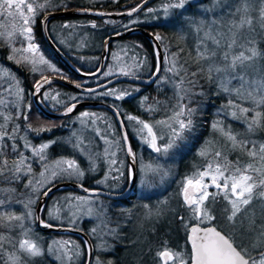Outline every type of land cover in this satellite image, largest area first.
<instances>
[{"label": "snow or ice", "instance_id": "snow-or-ice-1", "mask_svg": "<svg viewBox=\"0 0 264 264\" xmlns=\"http://www.w3.org/2000/svg\"><path fill=\"white\" fill-rule=\"evenodd\" d=\"M189 2L190 0H164L161 10L167 16L172 10L184 9ZM52 6V0H44L43 3H37V0H0V23L8 20L12 27V31L7 32L5 37L12 53L8 59L15 60L18 53H31V57H23L26 63L31 62L35 66L38 61L52 68L43 56L36 55L39 50L33 42L31 27L35 23L36 16ZM139 7H134L128 15L138 11ZM217 7L226 9L219 17L210 20L188 18L189 26L195 35L194 64L190 65L186 60L182 62L183 48L164 57V63L169 65L166 71L170 75L164 77L161 83H171L177 99L172 114L154 122L133 115L126 117L128 121L134 122L141 142L156 154L149 163H141L140 171L145 177L141 180L142 184H147L149 175L153 178L159 177L161 183L170 175V167L161 163L160 158H167L169 151L177 146V141H184L185 133L193 130L198 108L192 104L195 96L203 95L202 91H196L203 87L200 83L201 79L215 83L219 92L226 93L230 97L218 110V115L222 113L225 119L231 117L232 120L241 122L245 126V131L239 132L234 130L231 124H225L224 119H217L212 123L213 131L223 138L225 145L217 147L214 141H206L197 153L204 159V165L186 175L180 183V207L187 215L177 213V218L189 233L191 255L186 257L183 250H174L165 241L163 249L156 254L161 264H170V262L188 264L189 260L191 264H264V142L254 138L257 132L264 130V64L260 63L264 59V51L257 46L258 37L264 33V0H236L235 4L229 3L228 0H223V4L221 0H214L213 7L206 11H213ZM148 11L154 10L148 9ZM257 27L261 32H257ZM17 38H22L20 41L22 45L26 41V47L11 46ZM156 39L160 40L161 37L156 36ZM156 55L158 74L159 52ZM188 55H192V52ZM142 64L143 61L128 66V70L122 67L120 72L125 76L130 74L134 76L135 72L131 69L134 67L138 70ZM33 70L35 71V67ZM52 70L56 71L54 68ZM2 71L3 69H0V72ZM111 74V71L104 73L106 76ZM43 83L48 84L51 81L43 77ZM76 86L81 87L79 84ZM42 87L43 84L38 82L35 85V93L39 94ZM129 94L126 90L117 89L103 93V95L115 96L116 99H123ZM45 98H48V93H45ZM51 98L56 99L55 96ZM8 103L7 100L0 99V105L6 106ZM158 105L159 102L157 106L150 105L146 110L150 113L155 112L158 110ZM75 106L72 104L67 107L65 114L71 113ZM92 115L94 114L88 112L80 114L82 126H86L87 123L95 124V120H88ZM13 118L11 114L0 113V120L3 121L0 123V156H3L4 149L8 147L6 141L16 140L15 133L19 126L13 127L12 134L7 131L8 122ZM24 119H28L27 114L24 115ZM108 127L112 128L111 125ZM121 128L123 129V121ZM28 129L36 133L51 130L44 127L32 128L31 124L28 125ZM93 131L108 145L104 149L103 156L108 158L109 170L104 179L97 183H106L112 172H117L119 175L111 178L119 180L125 176V172L122 167H116L118 164L115 158L116 152L111 149L119 148L120 140H109L107 129L104 134L96 128ZM72 136L74 139L69 142L73 144L74 149L87 154V170L95 171L96 160L101 159V154L90 151L84 144L82 135L74 132ZM120 139L127 143L126 131L122 132ZM56 142L53 140L49 143H41L38 147L30 143L24 145L25 148H31L32 156L36 158L35 162L43 165L39 177L29 179L25 185L31 188L33 194L40 192L45 183L51 184L56 179L64 177L83 179L85 175V169H82L74 158L48 160L46 150L50 144ZM225 147L228 152L238 151L246 154L250 162L241 163L239 158L236 161L229 160ZM11 148L17 151L18 146L13 143ZM126 154L131 161L127 169V179L134 181L137 154L130 144L126 148ZM28 159L20 153L17 162L12 165H9L7 159L0 160V177L10 183L19 179L22 172L25 176L31 175V164L26 163ZM119 163L122 165L123 161ZM81 187L83 188V185ZM83 190L89 191L87 188ZM2 191L9 195L0 198V229L6 230L0 231V264H33L35 258L43 257L45 254L59 264H76L81 251L79 245L73 241L52 240L45 249L32 235L30 222L37 218L31 207L34 203L31 196L22 202L11 195L16 189L7 188ZM49 191L51 189L46 188L42 194L47 196ZM73 200L77 202L75 205L72 203ZM254 201L260 202L261 213L258 217L260 223H257L255 211L249 207ZM13 203H23L25 211L17 214L10 210L9 206ZM167 204V200L160 201L154 210L149 209L146 218L159 219L168 210ZM144 207L149 208L148 205ZM80 214L89 218L94 217L99 221L91 232L101 241L96 248L106 251L109 245L104 237L117 235L119 225L117 224V228L109 227L112 221L107 217L103 207L95 208L87 197H69L65 198L63 205L54 206V209L48 212L53 219L59 220L63 217L73 224ZM190 221L195 223L192 224ZM40 224L46 228L53 227L51 223L43 220ZM13 231L17 232L16 236L12 235ZM96 264H105V262L97 257ZM107 264H111V261Z\"/></svg>", "mask_w": 264, "mask_h": 264}, {"label": "trees", "instance_id": "trees-1", "mask_svg": "<svg viewBox=\"0 0 264 264\" xmlns=\"http://www.w3.org/2000/svg\"><path fill=\"white\" fill-rule=\"evenodd\" d=\"M143 1L144 0H103L101 2H94L91 0H57L56 4L52 6V8H48V10H52V11L87 10L89 12H94L97 14L98 13L115 14V13L131 11L134 7H137ZM209 1L210 0H190V2L185 5L184 9L173 10L171 16L168 19L162 18L160 12L148 11V9H152L157 6H162L164 0H157L156 2L152 3L147 8H145L143 11H141L139 14L131 18L103 19V20H93L90 18H76V19H60L54 21L82 19L84 21L95 23L96 26L94 27V30H92L90 33L92 35L98 34L100 40L98 46L100 45V43H103V41L110 36L120 34L129 29L141 28L149 32L155 39L156 36L161 37L160 40L157 39L156 40L162 50V53L165 52L167 53V55H170V53L177 52L179 49L183 48L184 52L181 53V57L183 58L182 62L186 60L188 64L191 65L194 64L193 57L195 55L194 52L195 41L188 42L187 39H185L180 34V32L182 30L185 31L186 29H188V28H183L185 26V22L189 20L188 18L195 17L196 10L200 6L206 5ZM64 5L67 6L65 7ZM43 13L44 11L42 12V14ZM32 29H33L32 33L34 35V38L38 41V48L40 52L45 54V57L49 61H52L54 64H56V67L55 68L52 67L49 70H44L41 72L37 71V69H35L34 71L33 66L30 63L28 62L26 63L25 61H23V57L27 56L25 53L23 54L18 53L16 55L15 60H10L8 59V57L9 55H11L10 54L11 47L8 45L6 40L0 39V65L6 67L14 74L19 84V87L23 90L24 106L26 107L27 106L26 104L28 102L30 106V110H26V109L24 110L22 108L20 113H17L14 108H11L8 111V113L14 117L12 120L8 122V126H7L8 133L12 134L13 127L17 125L19 126L18 131L15 133L16 140L6 141L8 147L4 149L3 156H0V160L7 159L9 165H12L17 162L20 153H23L25 157L29 158L26 161V163H29L30 161L31 154H29L28 152H24L23 144L20 140L22 132L24 131V129L26 128L28 129L29 124H31L32 128H40V127L46 128L50 126L51 129L50 131L58 132L60 135H63L65 133L63 130H60V126H61L60 123H64L67 119L50 121L44 118L32 104V100H31L32 98L30 97V94L31 95L33 94L35 90V85L38 82L43 84V77H47V78L57 77L60 79H64L74 84L75 86L77 84L81 85V87L79 88L97 87L107 81L103 77V74L107 70H112L117 67V63L119 62L117 58L118 57L121 58V56H117V55L114 56V52L117 53L118 51L115 48V46L118 48L119 46H121V44H125V47H127L128 45V49L127 50L125 49L127 54L124 60L133 57V58H138L139 60L146 62L148 64L149 74L146 77L150 76L155 68V54L149 41L145 37L139 34H131L120 41L113 42L111 45L108 46L105 67L102 73L98 77L94 79H81L73 74H70L67 71V69L58 61V59L51 52V50L47 47L44 40L42 39L41 28H32ZM20 41L21 38L15 39V41L12 42L11 46H14L16 48H21L23 45L21 44ZM84 44L85 42L83 43V45ZM55 46L67 59V61L71 64V66H73L79 72L87 74V73H92L97 69L100 61V54L95 53V50L98 46L95 47L94 50L87 51L82 54H77L76 56L71 54L70 56L64 49H60L56 44ZM258 47L262 51H264V38H262L261 40L260 37V42ZM129 48L133 52L128 51ZM189 52H192V55H188ZM261 63L264 64V59L261 60ZM53 68L56 71H53L52 70ZM164 74H165V68L163 66L161 75L155 81V83L150 87H140L138 85L128 84V83H121L113 86V87L118 86L122 88V90H126L127 92L130 93L129 95H125L123 99H116L115 96L103 97L102 94L107 92L109 89H111V87L97 93L83 94V93L71 91L59 85L49 86L40 94L39 98L41 100V96L46 91H51L50 96L51 97L55 96L56 100H58L59 102H56V100L52 102L53 99L49 97L48 99H46L44 103L42 101L41 103L48 111L57 114L64 113L67 107L78 102H104L112 106L119 113L123 121V124L125 122L124 118L128 115L136 116L148 122H154L156 120L163 119L166 116H170L173 111V106L177 104V99L174 92L167 89L166 86L159 85L157 83ZM200 83L201 85H203V87L202 89L201 88L196 89V91L198 92L202 91L203 95L195 96L194 98L196 100L192 104V106L198 108L197 114L194 117L193 130L190 133L187 132L185 133L184 141H177V146L169 151L166 160L163 161V164L166 167H170L171 169L170 175L166 177L162 183L161 181L159 183L158 181L153 183L154 186L152 190H150L149 194H147L149 196V198L147 199V202H149V206H150L149 209L153 208V205H155L154 204L155 201L158 200L168 201L167 204L168 220L161 224L152 222L153 229L156 230L150 236L145 237L141 241H139V239L136 236H133L129 230V227H131V223H132L130 222L131 219L134 218L137 213H140V208L129 209L128 207L133 197L124 201H111V203L114 205L113 207L114 209L110 208L108 211V218H110V220L112 221V223L109 224V227L117 228V224L119 225V227L117 228V235L111 236V238H109V243L111 242V247L114 250V253H112L111 255L99 257L101 261L105 262V264H107V262L109 261H111V264H139L138 260L142 258V254L137 252L138 254H128V255L124 254L119 256L120 255L119 251L124 249H128V250L136 249L139 251H145L148 257L151 259V264H155L156 262L155 254L161 247L164 246L165 241H167L168 246L174 250L180 249L182 245L186 246V248L188 249L189 247L187 243L188 231L185 229L183 224H181V222L177 218V213H179V215H187L185 210L182 207H180L178 190L181 181L186 175L193 173L198 167L204 165L205 163L204 159L198 156L197 153L200 150L201 146L204 145L205 142L208 141L209 137L211 136L212 123L217 119H221L220 117L215 118L212 116L213 108H215L218 104H220L219 100L216 101L214 98L215 95L218 96V92L216 90V84L209 83L204 79H201ZM68 95H71L75 99H73L70 102H66L65 96L68 97ZM51 102L52 104H54L52 108L48 104ZM157 102H159L157 111L150 113L149 111L146 110L147 107L150 105L157 106ZM85 110L95 114L99 113L100 115L105 116L108 120L112 121L113 124L115 125L112 116L103 109H97V108L83 109L80 110L75 115H73L72 117H75L80 112H83ZM3 113H6V111L3 110ZM25 114H27L28 116L27 120L24 119ZM2 122L3 121L0 120V123ZM114 127L116 128V125ZM232 127L233 129L238 130L236 124L232 125ZM125 130L128 134L130 146L132 147L133 151L137 153L138 148L134 144V141L130 137L126 127ZM43 132L45 133L46 131ZM115 135L117 137V140H120V158L121 161H123L122 165L125 166L126 164L125 153L117 128L115 130ZM254 138L264 142V130L257 132ZM13 143H15L18 146L17 151L12 150L11 145ZM57 152H58L57 147L55 146L52 147L49 150L50 158H53L55 156V153L57 154ZM142 154L146 160H152V158L155 157L154 153L148 152L146 150H143ZM150 155H153V157ZM228 158L231 161H236L239 158L241 163H245V164L250 162L249 157L246 154L238 151L230 152L228 154ZM201 160H202V165L200 164ZM33 163L34 162H32L31 164L32 172H37L39 170V165ZM125 171L127 172L126 169ZM27 177L28 176H25L22 172L19 176V179L12 180L10 183L7 180H5L3 177H0V188L16 189L15 193L11 195L15 199L24 201L23 196L25 197L28 194L27 189L23 188L24 184L27 183ZM74 181L76 180H74L73 178L71 179L65 177L62 179L61 182L75 183ZM56 183H60V182H56ZM56 183H53L52 185ZM113 183H115V185L122 186V190H124L128 185L127 173L124 177H121L118 181H114ZM75 184H78L79 186L83 185V188H87V189H91L92 186L88 182L78 183L76 181ZM18 194H21L22 197L18 196ZM3 195L5 197L7 196L6 194ZM67 195H81V194L70 189L60 190L53 193L49 198L50 201L44 205L41 215L43 221L49 223V219L46 216V211H47L46 208L48 207V205L50 203L51 204L52 203L57 204L58 202L60 203L61 199ZM5 197L3 196L1 197L0 195V198H5ZM139 202L143 203V200ZM18 204L19 203H13L12 205L9 206L10 210L15 211L17 214L25 210L22 205H18ZM84 224L85 223H83V227L79 230L83 231L84 233H87ZM158 227L161 228L158 229ZM0 231H6V230L0 229ZM15 232L12 233L13 236H16L17 233ZM35 233L39 236L46 238L60 237L62 239H71L77 241L79 244L83 246L81 240L75 236L61 235V234H43L40 233L36 228H35ZM126 259H128V261ZM40 261H43V259H41ZM44 261L47 262V259H44Z\"/></svg>", "mask_w": 264, "mask_h": 264}, {"label": "rangeland", "instance_id": "rangeland-1", "mask_svg": "<svg viewBox=\"0 0 264 264\" xmlns=\"http://www.w3.org/2000/svg\"><path fill=\"white\" fill-rule=\"evenodd\" d=\"M91 1L101 2L103 0H91ZM228 2L231 4H235L236 0H228ZM213 3H214V0H210L206 5L200 6L196 10V13H195L196 16L193 17L192 19L195 18L194 20H199V19L203 18V19H209L210 20L212 18L219 17L220 15H222L226 11V9L223 7H217L213 11H206V9H211L213 7ZM221 3L223 4V0H221ZM160 7L161 6H157L155 8H152L154 10L153 12H160L162 18L168 19L171 16L173 10L166 16ZM256 7H258V6H256ZM253 15L254 16L256 15L255 11L253 12ZM52 24H53V26L51 25L50 28H48V35H49L50 39L60 49H64L69 55L71 54V55L76 56L77 54H82L84 52L94 50L95 47H97L99 44L100 40H99L98 34L92 35L90 33L92 30H94V27L92 25L95 23H93V22L78 19V20L54 21V22H52ZM64 25H70L71 27H63ZM183 28H188V29H186L185 31L182 30L180 32V34L185 39H187L188 42H194L195 41V35L189 26V20L185 22V26ZM9 31H12L11 22L8 20H4L2 23H0V34H4V35H0V39L6 40V38H5L6 33ZM257 32H261V30L258 27H257ZM32 36H33V42L38 46V41L34 38L33 33H32ZM262 37H264V33H262L261 40H262ZM84 42H85V44H84L85 46L83 45ZM259 42H260V37H258L257 46H259ZM26 43L27 42L25 41L23 43V46L26 47ZM115 48L118 51H117V53L114 52V56L115 55L121 56V58L120 57L117 58L119 62L117 63V61H116V63H117L116 68L106 71V72L111 71L112 72L111 75L106 76L103 74V77L107 81L112 79V78H115V77L143 78L149 74L148 64L146 62H143V64L139 67L138 70L134 67L131 69L132 71L135 72L134 76L131 74L127 75V76L123 75L120 72V68L123 67V68H125V70H128V66H133L134 64H138L141 62V60H139L138 58H133V57L124 60L125 56L127 54L126 50L128 49V45H127V47H125V44H121V46H119L118 48L115 46ZM38 50H39V48H38ZM101 50H102V43H100V45L96 48L95 53L100 54ZM128 51L133 52L130 48ZM10 54H12V53L10 52ZM25 54L28 57H31V55H32L31 53H25ZM36 55L37 56H43L44 59L48 62V64H50L54 68L56 67V64H54L52 61H49L45 57V54L41 53L40 50L38 51V53ZM165 56H168V55H167V53L164 52L163 53V66L165 68V74L159 79V81L157 83L159 85L166 86L167 89L174 92V89H173L171 83H161V80L164 77L170 75L166 71V69L169 67V65L164 63V57ZM23 61H25V60L23 59ZM28 63H30L33 67L36 66L35 69H37V71H39V72L51 69L47 65L40 64L38 61L35 64V66L31 62H28ZM260 63H261V61H260ZM0 69H3V71L0 72V99H5L9 102L6 106L0 105V113H3V110H5L6 113H3V114L8 115L9 114L8 111L11 108H14L17 113H20L22 108L24 110L25 109L29 110V102L26 104L27 106L25 107L24 101H23V90L19 87V84H18L14 74L10 70H8L6 67H3L1 65H0ZM233 83H235V81H233ZM111 89L122 90V88H120L118 86L117 87L112 86ZM216 90L218 92V96L215 95L214 98L216 101L219 100L220 104H218L215 108H213L212 116L215 118H219V117L221 119L223 118L225 124H231V125L236 124L238 130L237 129H234V130L239 131V132H244L245 126L243 123L232 120L231 117H228L225 119L222 113H220L218 115V110L221 109L222 105L227 103V101L230 97L226 93L219 92L217 89V86H216ZM17 93L19 94L18 96H17ZM45 93H48V98L51 97L50 96L51 91H46ZM45 93L41 96V100L39 98L40 102L42 101L44 103L46 101V99H48V98H45ZM102 96L103 97H111V95H103V94H102ZM30 97L32 98L31 94H30ZM72 98L73 97L71 95H68V97L65 96L66 102L72 101L73 100ZM55 100L56 99H53L52 102H54ZM195 100L196 99L193 98V102ZM52 102L48 103L51 106V108L54 105V104H52ZM56 102H59V101L56 100ZM83 112H88L90 114H94V115L90 116L88 118V120L89 121L95 120V124L87 123L86 126H82V124L80 122V114ZM83 112H80L75 117L68 118L64 123H60V125H61L60 130H63L65 132L63 135H60L58 132H53V131H46L45 133L42 131L40 133H36V132H32L31 130H29L25 127L26 129H24V131L22 132L21 137H20V140L23 144L24 152H28L29 154H31V158L29 161L30 164H32V162H34L33 164L39 165V170L37 172H32V174L27 177V183H28L29 179L39 177V173L41 171H43V165L41 163L35 162L36 158L32 156L31 148H25L24 147L25 143H30L31 145L38 147L41 143H49L50 141L55 140L57 142L54 144H50V147L46 150L48 160L53 161V160L61 159V158H66V159L74 158V159H76L77 164L82 169H85V175H84L83 179L73 178L74 180H76L78 183L88 182L92 185L91 189H98V190H102V191L107 192V193H119L120 191H123L122 186L115 185V183H113L114 181H118V180L111 178L112 176L119 175V173H117V172H112L106 183H100V184L97 183V181L104 179L105 175L108 173V170H109L108 158L103 156L104 149L106 147H108V145L105 144L104 140L100 139V137L96 135V133L93 131V129L94 128L99 129L101 134H104L105 130L107 129L109 132L108 139L109 140H117V137L115 135V130H116V128L114 127L115 125L113 124L112 121L108 120L105 116L100 115L99 113L95 114V113H91L87 110H85ZM249 115H251V113H249ZM126 117L124 118L125 127L127 128V131L129 133L130 137L134 141V144L138 148V152L136 153L137 154L136 185H135L133 199L130 201L128 207H129V209H132V208L139 209L140 208V213H137L136 216L131 219L130 222H132V223H131V227H129V230L133 236H136L139 239V241H141L143 238L150 236L156 230V229H153L152 222H155L158 224L166 222L168 220V218H167L168 213L166 211L164 213V215H162L159 219H157L155 217H153L151 219L146 218V214L148 213L149 208H150L149 202H147V199L149 198V196L147 194H149V191L152 190V188L154 186L153 183H155L157 181H158V183L160 182V178L159 177L153 178L151 175H149L147 177V184L141 183V180L145 178L144 174L140 171L141 163L147 164L150 161H152V160H146L142 154V151L146 150L148 152H151V150L147 147L146 144L141 142L140 137L137 135L136 127L134 126V122L128 121ZM109 125L112 126L111 129H109V127H108ZM46 128H50V126H48ZM74 132L77 133L78 135H82L83 142L85 145L88 146L90 151H92L93 153H100L101 154V159L96 160V170L95 171H88L87 170L88 169L87 154L86 153L82 154L79 150L74 149L73 144L69 142L70 140L74 139L72 136V134ZM53 133H55V134H53ZM208 141H214L217 147H223L225 145L223 138L218 133L214 132L213 129H212V133H211V136L209 137ZM54 146L57 147L58 152H57V154L55 153V156L53 158H50L49 150ZM224 150L226 152H228L226 147L224 148ZM111 151L116 152L115 158L118 161V164L116 165V167H122L123 166V170H124L125 175H126L127 172L125 171V169L126 170L128 169V163L126 161V164H125L126 167L124 165H122V166L120 165V163H119L121 161L120 147L119 148H112ZM229 153L230 152H228V154ZM150 156L153 157V155H150ZM154 156H156V154H154ZM165 160H166V158H160L161 163H163V161H165ZM200 164L202 165V160H201ZM62 179L63 178L56 179L53 183L61 182ZM76 181H74V182L76 183ZM27 183L24 184L23 188L27 189L28 194L25 197L23 196V198H24V201H26L29 196L32 197V200L34 201V203L32 204L31 207H32V210L34 212L35 205H36L41 193L46 188L51 186L53 183H51V184L45 183L41 187L40 192H38L36 194L32 193L31 188L25 186V185H27ZM3 189H7V188H0L1 197L2 196L5 197L3 194L9 195L8 193L2 191ZM211 190L212 189H210V191ZM179 191H180V187L178 190V198L180 201L181 198L179 196ZM18 196L22 197L21 194H18ZM69 197H87V198H89V200L91 201L92 205L95 208L103 207V209L105 210V212L107 214V217H108L109 209L110 208L112 209L114 207V205L111 203V201L104 199V198H100V197H89V196H84V195H67L61 199L60 203L59 202L57 204H55V203L51 204L50 203L48 205V207L46 208L47 209L46 216L49 219V223H51L53 226L74 228V229L79 230L83 227V223H85L84 226H85L86 232H87L85 234L88 236L90 241H92L91 243H92V247H93V259H92L91 264H96V258L97 257L111 255L112 253H114V250L111 247V242L109 243V238H111V236L104 237V239L107 240L108 245H109V247L106 251H100L96 248V246L101 241H100V239L97 238V236L92 234L91 229L96 224H98L99 221L97 219H95L94 217L89 218L83 214H80L79 217L76 219V223L73 224L66 218L62 217L61 219L57 220V219H53L52 217H50L48 215V212L53 210L54 206L59 207L60 205H63L65 203V198H69ZM141 200H143V203L139 202ZM159 202H160L159 200L154 202L155 205H153V208H152L153 210L158 206ZM72 203L75 205L77 202L73 200ZM18 205H22L24 207L23 203H19ZM144 205H148L149 208H145ZM249 207L255 211V213L257 214V223H260L261 221L258 218L260 213H261L260 202L254 201L253 205H250ZM166 208H167V205H166ZM190 223L194 224L195 221H190ZM201 226L203 227L205 225H201ZM30 227L32 230V235L37 239V242L40 243L42 245V247H44L45 249H47L48 244H50L52 240H71V239H62L60 237L59 238H57V237L46 238V237H42V236L37 235L35 233L34 221L30 222ZM160 228L161 227H158V229H160ZM13 232H15V231H13ZM15 233H17V232H15ZM187 236H188V234H187ZM71 241H73L75 244L79 245L80 251H81V255L78 258V260L76 261V264H83L84 261L86 260V247L84 245L82 246L77 241H74V240H71ZM162 249H163V247H161L158 251H160ZM180 249L183 250L186 257H190L189 247L187 249L186 246L182 245L180 247ZM132 253L138 254L137 252H132ZM156 254H155V260H156L155 264H161L160 258L157 257ZM41 259H43V261H40ZM44 259H47V262L44 261ZM52 263L53 264H59V262H54L47 254H45L43 257L35 258V260L33 262V264H52ZM170 264H172V262H170Z\"/></svg>", "mask_w": 264, "mask_h": 264}, {"label": "water", "instance_id": "water-1", "mask_svg": "<svg viewBox=\"0 0 264 264\" xmlns=\"http://www.w3.org/2000/svg\"><path fill=\"white\" fill-rule=\"evenodd\" d=\"M157 0H144L141 4H139V10L136 12H133L132 15H128V13L130 11L127 12H121V13H115V14H105V15H99L97 13L94 12H89L87 10H64V11H59V12H53L50 13L48 15H46L43 18V22H42V28H41V35H42V39L44 40L45 44L47 45V47L51 50V52L55 55V57L58 59V61L67 69V71L70 74H73L81 79H94L96 77H98L104 67H105V61H106V57H107V48L109 45H111L113 42L116 41H120L122 39H124L125 37L131 35V34H139L143 37H145L149 43L151 44L153 50H154V54H155V68L152 72V74L148 77L145 78H133V77H115L112 78L106 82H104L103 84L94 87V88H78L77 86H75L74 84L64 80V79H60L57 77H50L48 78L51 83L48 84H44L43 83V87L40 90L39 94L35 93V90L32 94V103L33 106L36 108V110L46 119L50 120V121H57V120H65L67 118L72 117L73 115H75L76 113H78L80 110L83 109H103L106 112H108L116 125V128L119 132V135L121 137V134L123 131L125 130L124 124H123V129L121 128V117L120 115H118L117 111L110 105L104 103V102H78L75 103V108L73 109V111L71 113L65 114L61 113V114H57V113H53L48 111L40 102L39 97L40 94L49 86L52 85H59L62 86L64 88H67L71 91H75L78 93H83V94H92V93H97L103 90H106L112 86H115L117 84H121V83H128V84H134V85H138L140 87H150L152 86L155 81L159 78V76L161 75L162 69H163V53L162 50L157 42V40L147 31L141 29V28H133V29H129L126 30L120 34H116L113 36H110L108 38H106L103 43H102V50L100 53V61L98 64L97 69L92 72V73H82L79 72L77 69H75L73 66H71V64L67 61V59L62 55V53L58 50V48L55 46V44L51 41L49 35H48V30L46 28V24L49 20H60V19H76V18H90L93 20H103V19H126V18H131L136 16L137 14H139L141 11H143L145 8H147L149 5H151L152 3L156 2ZM157 52H159V64H160V72L157 74L156 73V67H157V63H158V58H157ZM92 90V91H89ZM121 143L124 149V153H125V158L126 161L129 165L130 158L127 156L126 154V148L129 145V138L127 143H125L122 139H121ZM136 167V164H135ZM135 185H136V179L134 181H129L128 180V185L126 187V189L122 192L119 193H107L104 192L102 190H98V189H88L89 191L85 192L81 186H79L78 184L75 183H71V182H60V183H56L52 186H50L49 188L51 189V191L48 192L47 196H44L43 194L40 196V198L38 199L35 208H34V214L35 217L37 218L34 221V225L35 228L43 234H61V235H71V236H75L77 238H79L81 240V242L83 243V245L86 247V260L84 262V264H91L92 263V259H93V247H92V243L90 241V239L88 238V236L81 230H77L74 228H67V227H58V226H53L51 228H46L41 226L40 221L42 220V211L45 205L46 200L55 192L59 191V190H65V189H70L73 191L78 192L81 195L84 196H89V197H100V198H104L110 201H124V200H128L133 196L134 190H135ZM189 234V233H188ZM187 242L190 246V250H191V243L188 241V236H187ZM191 264V262H190Z\"/></svg>", "mask_w": 264, "mask_h": 264}, {"label": "flooded vegetation", "instance_id": "flooded-vegetation-1", "mask_svg": "<svg viewBox=\"0 0 264 264\" xmlns=\"http://www.w3.org/2000/svg\"><path fill=\"white\" fill-rule=\"evenodd\" d=\"M56 1L57 0H52V5L54 6L55 4H56ZM44 2V0H37V3H43ZM50 8H52V7H50ZM44 11V13L42 14V12ZM43 11H41V13L39 14V15H37L36 16V19H35V23L33 24V25H31V27L32 28H42V22H43V18L46 16V15H48V14H50V13H53V12H59V11H52V10H48V8L46 9V10H43ZM64 11V10H63ZM52 22H54V20H49L48 22H47V24H46V28H50V26L52 25L53 26V24H52ZM153 72V71H152ZM152 74V73H151ZM129 144H130V142H129ZM49 188V187H48ZM126 189V188H125ZM124 189V190H125ZM123 190V191H124ZM60 191V190H59ZM42 195V194H41ZM40 195V196H41ZM40 198V197H39ZM50 198V197H49ZM47 199L46 200V202H45V204L46 203H48L49 201H50V199ZM189 245V244H188ZM189 254L191 255V250H190V246H189ZM131 252H138V253H140V254H142V258L141 259H139L138 261V263L139 264H151V259L148 257V255L146 254V252L145 251H139V250H133V249H124V250H120L119 251V256H121V255H124V254H133V253H131ZM253 254H256V253H253ZM127 261H128V259H126ZM85 262V261H84ZM190 262L191 261H189L188 262V264H190ZM84 264V263H83Z\"/></svg>", "mask_w": 264, "mask_h": 264}]
</instances>
